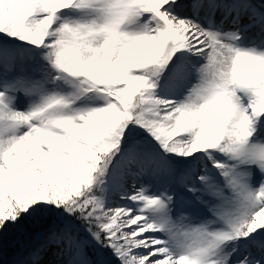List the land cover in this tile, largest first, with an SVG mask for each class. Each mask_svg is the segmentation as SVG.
<instances>
[{"label": "snow or ice", "instance_id": "6c2138e0", "mask_svg": "<svg viewBox=\"0 0 264 264\" xmlns=\"http://www.w3.org/2000/svg\"><path fill=\"white\" fill-rule=\"evenodd\" d=\"M0 264H264V0H0Z\"/></svg>", "mask_w": 264, "mask_h": 264}, {"label": "rangeland", "instance_id": "374dc122", "mask_svg": "<svg viewBox=\"0 0 264 264\" xmlns=\"http://www.w3.org/2000/svg\"><path fill=\"white\" fill-rule=\"evenodd\" d=\"M17 237H18V236H16V235H10L8 239H9L10 241H15V240L17 239ZM18 239H20L21 241L24 240V238H23L22 236H19Z\"/></svg>", "mask_w": 264, "mask_h": 264}, {"label": "trees", "instance_id": "16d2710c", "mask_svg": "<svg viewBox=\"0 0 264 264\" xmlns=\"http://www.w3.org/2000/svg\"><path fill=\"white\" fill-rule=\"evenodd\" d=\"M19 237H17V239H18Z\"/></svg>", "mask_w": 264, "mask_h": 264}]
</instances>
